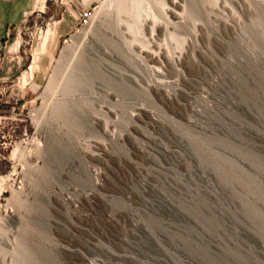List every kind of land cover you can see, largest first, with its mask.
I'll return each mask as SVG.
<instances>
[{
	"label": "rangeland",
	"instance_id": "374dc122",
	"mask_svg": "<svg viewBox=\"0 0 264 264\" xmlns=\"http://www.w3.org/2000/svg\"><path fill=\"white\" fill-rule=\"evenodd\" d=\"M51 8L2 56L0 264H264V0Z\"/></svg>",
	"mask_w": 264,
	"mask_h": 264
},
{
	"label": "crops",
	"instance_id": "0c3cea01",
	"mask_svg": "<svg viewBox=\"0 0 264 264\" xmlns=\"http://www.w3.org/2000/svg\"><path fill=\"white\" fill-rule=\"evenodd\" d=\"M58 0H0V77L4 72L2 56L13 34L24 26L29 19H37L49 13L50 18L57 16L51 4Z\"/></svg>",
	"mask_w": 264,
	"mask_h": 264
},
{
	"label": "bare ground",
	"instance_id": "6f19581e",
	"mask_svg": "<svg viewBox=\"0 0 264 264\" xmlns=\"http://www.w3.org/2000/svg\"><path fill=\"white\" fill-rule=\"evenodd\" d=\"M141 2V1H140ZM122 4V3H121ZM137 4V3H136ZM140 4V3H139ZM120 7H121V5H120ZM141 8H142V5H141ZM17 47H19V42H16L15 43V45L13 44V47H12V49H16ZM24 77H26V76H24ZM27 78V77H26ZM24 80V79H23ZM26 80V79H25ZM27 80H28V78H27ZM27 82V81H26ZM25 82V83H26Z\"/></svg>",
	"mask_w": 264,
	"mask_h": 264
},
{
	"label": "built area",
	"instance_id": "2783aa9c",
	"mask_svg": "<svg viewBox=\"0 0 264 264\" xmlns=\"http://www.w3.org/2000/svg\"><path fill=\"white\" fill-rule=\"evenodd\" d=\"M94 173H95V177L98 178L99 175H100V172H99L97 169H95V170H94Z\"/></svg>",
	"mask_w": 264,
	"mask_h": 264
}]
</instances>
